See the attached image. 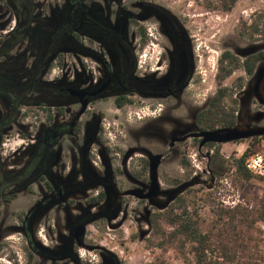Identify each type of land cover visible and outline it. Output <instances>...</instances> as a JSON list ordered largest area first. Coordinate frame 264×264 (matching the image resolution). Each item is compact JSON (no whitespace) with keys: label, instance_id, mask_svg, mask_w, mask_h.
<instances>
[{"label":"flooded vegetation","instance_id":"obj_1","mask_svg":"<svg viewBox=\"0 0 264 264\" xmlns=\"http://www.w3.org/2000/svg\"><path fill=\"white\" fill-rule=\"evenodd\" d=\"M51 1L0 0V252L9 250L11 264H83L80 225L101 218L110 229L126 202L159 203L160 179L175 185L159 171L163 151L156 152L158 186L151 184L149 159L138 158L143 99L153 100L159 115H193L192 125L168 120V149L187 139L199 150L209 144L199 147L193 136L203 130L199 115L209 101L195 108V90H202L196 43L174 16L151 0ZM151 17L159 22L162 52L154 67L141 68L138 21ZM259 40L264 36L253 41ZM105 100L137 116L121 144H111L104 130L99 105ZM19 137L24 145L14 147ZM86 195L82 204L78 197ZM97 250L103 264H118L111 249Z\"/></svg>","mask_w":264,"mask_h":264},{"label":"rangeland","instance_id":"obj_2","mask_svg":"<svg viewBox=\"0 0 264 264\" xmlns=\"http://www.w3.org/2000/svg\"><path fill=\"white\" fill-rule=\"evenodd\" d=\"M156 6L162 8L174 16L195 40V52L198 71L201 76L202 90L196 97L195 108H203L207 99L216 92L218 82L216 80L219 71V61L225 51L231 52L240 61L249 55L264 50V40L251 41L252 23L259 20L260 29L264 30V0H237L229 9L224 7L221 0H151ZM52 3L62 5V0H53ZM257 16H260L259 19ZM3 19H0L2 21ZM12 24L3 29L8 30ZM144 29V34L136 39L138 50V63L141 68L149 65L154 67L156 59L162 52L161 34L158 31L159 22L154 18L138 21V27ZM2 31H0V35ZM264 34V33H261ZM262 35H255L256 39ZM71 57L68 55V60ZM58 69L54 68L49 72L50 77L57 74ZM221 86L226 88L228 98L236 99V123L240 126L264 127V60L257 62V69L252 76H249L241 67L235 68L229 74ZM138 109V158H148L163 151L164 155L159 171L173 177L174 182L194 180V183L180 193L184 205L180 202L173 203V211L180 213L185 206L186 211L197 212V217L202 219L204 228H213L215 232L214 215L211 211L217 204L230 209L244 207L250 209L253 202L250 201L256 196L264 197V182L257 178L237 171L234 160L241 156L243 151L252 145L257 137L259 148L264 143V136H254L246 139L215 143L212 146H205L201 150L197 142L187 139L176 144L172 149L167 148V139L172 131L168 121L171 117L179 118L185 124H193L192 114H176L171 116L159 115L154 112V102L151 99H143ZM159 102V101H158ZM208 104V103H207ZM229 107V103H227ZM102 109V122L111 144H121L120 139L125 140L134 125L137 116L133 111L127 109H116L111 100L100 103ZM158 107H161L158 105ZM195 131L194 127L192 129ZM133 138H130V141ZM14 147L24 145L19 137L12 142ZM217 150L219 156L225 159V169L220 175L208 172V161L210 156ZM157 152V153H156ZM131 152H127V157ZM161 192L153 201H141L138 207L131 202H126L127 209L122 210L119 217L108 224L101 218L89 222L86 236L82 239L84 245L94 247L92 250L81 246L78 251V259L83 264H103L98 248L111 249L118 259V264H193L185 261L173 250L161 251L159 248L150 249L144 240L150 234L148 214L152 209H161L169 196L171 190L177 186L168 187L160 179ZM90 191V195L95 193ZM209 196V198H208ZM86 196L78 199L84 204ZM155 205V206H153ZM103 206V205H102ZM169 205L167 204L166 209ZM220 206V205H218ZM134 207V208H133ZM102 207H98L101 210ZM116 217V216H115ZM124 220L121 227H116ZM109 222V221H108ZM260 233L253 234L260 240L259 248L264 249V222L258 221L255 225ZM18 241L20 234H11ZM9 250L0 252V264H11L12 259L8 255ZM101 254V255H100ZM190 256V255H189ZM104 259V258H103ZM23 262V258H20ZM70 263L64 260L63 264ZM71 264V263H70Z\"/></svg>","mask_w":264,"mask_h":264},{"label":"trees","instance_id":"obj_3","mask_svg":"<svg viewBox=\"0 0 264 264\" xmlns=\"http://www.w3.org/2000/svg\"><path fill=\"white\" fill-rule=\"evenodd\" d=\"M236 1L221 0L226 9L231 8ZM257 17L259 19L260 16ZM259 20L256 22L254 20L251 25V41L256 39L255 35L264 36L261 34L264 30L260 29ZM138 34L139 36L144 34L142 27H138ZM261 59H264L262 51L251 54L242 61L229 51L222 54L216 76L218 88L199 115L204 125L203 130H214L236 124V108L234 107L236 99L228 98L226 88L221 84L238 67L251 75ZM254 139L252 145H249L241 156L234 160L235 169L251 177L253 176L244 168L243 161L250 152L256 149L254 146L258 140L257 137ZM207 143L209 144L206 146L215 144ZM208 167L216 176L225 169V159L219 156L217 150L210 156ZM173 183L178 185L181 181L174 182L173 179ZM250 201L253 202L250 209L244 207L230 209L218 203L211 210L215 217L213 227L216 230L211 232L213 228L212 230L204 228L203 221L197 217L196 211H186L185 206L180 213L173 211V207H170L173 203L180 202L178 207L184 205L178 194L166 209L155 210L149 215L148 222L151 231L144 240L150 249L159 248L162 253L173 250L185 261L193 264H264V249L259 248L260 240L253 236L256 231L260 233L255 226L256 223L264 222V197L256 196Z\"/></svg>","mask_w":264,"mask_h":264},{"label":"water","instance_id":"obj_4","mask_svg":"<svg viewBox=\"0 0 264 264\" xmlns=\"http://www.w3.org/2000/svg\"><path fill=\"white\" fill-rule=\"evenodd\" d=\"M86 104H87V100L85 99L81 100V108L77 114H81L83 112L84 108L86 107ZM262 135H264V127H249V126L243 127V126L238 125L237 123L233 126L218 128L214 130H202L198 133L193 134V136L195 137H200L199 147H201L203 144L207 142L225 143V142L236 141L240 139H246V138L254 137V136H262ZM181 139H184V138H181ZM159 157L160 155H152L149 157V177H150L152 186H158L157 166L159 162ZM193 183H194V180H187L175 186L169 193L167 201L159 207L161 209L166 207V205L169 204L178 194H180L187 187L191 186ZM151 195H156V193L149 194L150 197ZM115 216L116 215H114L113 217ZM91 221L92 220H89L88 222H85L82 225H80L78 229V234L76 236L78 244L81 246H85L86 248L90 250H92L94 247L84 245L82 243V237L84 235V225Z\"/></svg>","mask_w":264,"mask_h":264},{"label":"built area","instance_id":"obj_5","mask_svg":"<svg viewBox=\"0 0 264 264\" xmlns=\"http://www.w3.org/2000/svg\"><path fill=\"white\" fill-rule=\"evenodd\" d=\"M243 166L254 178L264 182V143L245 157Z\"/></svg>","mask_w":264,"mask_h":264}]
</instances>
